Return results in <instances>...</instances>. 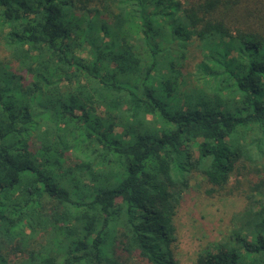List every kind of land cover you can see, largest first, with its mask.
Segmentation results:
<instances>
[{
	"label": "trees",
	"instance_id": "16d2710c",
	"mask_svg": "<svg viewBox=\"0 0 264 264\" xmlns=\"http://www.w3.org/2000/svg\"><path fill=\"white\" fill-rule=\"evenodd\" d=\"M0 49V264H178L193 185L244 205L191 264H264V0H0Z\"/></svg>",
	"mask_w": 264,
	"mask_h": 264
},
{
	"label": "rangeland",
	"instance_id": "374dc122",
	"mask_svg": "<svg viewBox=\"0 0 264 264\" xmlns=\"http://www.w3.org/2000/svg\"><path fill=\"white\" fill-rule=\"evenodd\" d=\"M182 63V77L191 78L194 62L188 55ZM115 131L117 133L119 129ZM231 191L226 195H209L193 185L184 193L174 217L177 234L175 256L178 264H191L202 249L214 248L227 239L232 226L230 218L244 205L243 196L235 189ZM260 204L264 205V196Z\"/></svg>",
	"mask_w": 264,
	"mask_h": 264
}]
</instances>
